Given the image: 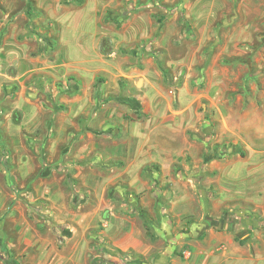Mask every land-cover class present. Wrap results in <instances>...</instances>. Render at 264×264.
<instances>
[{"label":"crops","instance_id":"1","mask_svg":"<svg viewBox=\"0 0 264 264\" xmlns=\"http://www.w3.org/2000/svg\"><path fill=\"white\" fill-rule=\"evenodd\" d=\"M139 1L146 0H21V10L16 9V16L9 19L15 10L5 0L9 3L5 23L11 28L3 48L18 60L6 81H19L16 92L12 91L14 85L6 86L9 95L20 97L29 89L41 99L48 91L68 108L59 113L50 109L45 123L37 122L47 129L43 142L71 145L65 150L73 156L96 151L104 159L124 160L128 164L123 170L124 181L136 192L154 188L158 209L163 202L157 185L172 178L174 162L183 167L177 174L176 187L163 192L170 197L169 209L176 210L178 220L96 221L95 226H102L99 233L111 253L96 249L94 255L92 238L85 233L94 224L69 223V228H84L85 235L65 238L68 246L73 243L70 253L43 258L37 264H92V256L115 264H264V147L246 140L250 156L245 158L230 160L226 156L208 161L214 156L209 150L205 160L199 158L203 142L188 134L198 129L202 119L194 109L197 98L191 102L183 99L177 107L169 102L163 106L162 97L151 96L153 90L134 88L130 81L137 76L138 81L143 79L144 87L153 85L152 79H163L162 71L147 63L145 50L140 49L153 33V14L160 24L182 25L177 13L171 14L161 6L129 12L123 18L125 4L132 8ZM27 14L48 43L36 58L19 47L17 40L29 32L27 23L17 25L20 18L27 19ZM121 48L128 53L118 55ZM49 51L55 56H46ZM174 63L178 65L176 60H167L163 67L174 69ZM181 71L179 75H184ZM149 98L160 103L150 105ZM76 117L78 122L74 121ZM224 121L228 126L226 117ZM256 130L257 136L264 137V129ZM101 141L107 144L102 149ZM78 142L81 147L75 152L72 146ZM188 158L195 163L192 165ZM196 167L210 172L206 185L204 180H197ZM201 187L202 196H208L201 202L206 219L186 221L184 217L197 212ZM145 197H141L142 202ZM132 201L135 207L139 205L135 198ZM44 235L37 232L31 236ZM78 247L85 252L84 258L76 254ZM0 264L5 262L1 260Z\"/></svg>","mask_w":264,"mask_h":264},{"label":"rangeland","instance_id":"2","mask_svg":"<svg viewBox=\"0 0 264 264\" xmlns=\"http://www.w3.org/2000/svg\"><path fill=\"white\" fill-rule=\"evenodd\" d=\"M8 1L15 10L10 19L21 10L22 3ZM8 4L0 0V229L4 230L2 241L7 246V249L0 246V261L5 262L6 257L12 256L20 264H37L43 258L70 253L73 243L68 246L65 238L85 234L84 228L72 229L69 223L80 226L79 221H90L94 224L85 232L92 238L94 255L96 249L111 253L101 239L102 226H95L96 221L102 224L105 221L178 220L176 210L169 209L170 197L163 192L176 187L177 174L183 169L179 162L172 164V178L164 185H157L163 202L162 209H158L154 188L136 192L124 181L123 170L128 165L124 160L104 159L96 151L73 156L65 150L71 145H48L49 141H42L47 129L37 122L45 123L50 109L59 113L68 108L63 102L59 104L58 98L49 96L48 91H44L41 99L29 89L20 97L9 95L6 86L14 85L12 91L16 92L19 81H16L18 85L6 81L9 70L16 68L18 62L13 53L7 54L3 48L11 28L5 23ZM155 6L177 13L182 25L160 24L159 17H154L157 14H153V33L140 49L145 50L146 62L162 71L163 79H152L153 85L144 87L143 79L138 81L140 76H137L130 83L134 88L153 90L155 93L151 96L162 97L160 105L163 106L169 102L177 107L183 99L191 102L197 98L194 109L202 119L198 129L188 134L203 142L199 158L205 160L208 150L214 153L208 161L226 156L230 160L245 158L250 156L246 140L253 146L264 147V137L256 133L258 127L264 129V0H146L132 8L126 3L122 17ZM31 19L29 14L27 19H19L18 27L27 23L29 34H21L17 40L19 47L36 58L48 43L46 36L35 30L38 25ZM127 51L121 48L118 55H126ZM46 54L55 56L54 51ZM167 60H176L178 65L174 63V69H165L163 63ZM180 71L185 74L179 75ZM123 81H126L124 77ZM149 100L153 106L155 101L160 103L155 98ZM74 121L78 122L79 118ZM106 145L101 141L100 148ZM80 147L79 142L72 146L75 152ZM196 169L199 170L197 180L207 183L205 178L210 172H202L204 167ZM202 192L203 188L199 189L196 214L184 217L186 221L206 219L201 202L208 196L206 193L202 196ZM143 196H146L145 202L141 200ZM133 198L139 202L137 207ZM37 232L44 233V238L31 236ZM76 254L84 258L85 252L78 247Z\"/></svg>","mask_w":264,"mask_h":264},{"label":"trees","instance_id":"3","mask_svg":"<svg viewBox=\"0 0 264 264\" xmlns=\"http://www.w3.org/2000/svg\"><path fill=\"white\" fill-rule=\"evenodd\" d=\"M239 153H241L240 151H237ZM4 235V232L3 230L0 229V246L4 249H7V246L5 245V243L2 241V236ZM10 256V255H9ZM127 256V255H124V257ZM12 257V256H11ZM11 257H6L5 258V264H20L19 262L15 261V260H12ZM91 263L92 264H115L111 261H108V260H98L97 258L95 257H91ZM131 263H133V261H130Z\"/></svg>","mask_w":264,"mask_h":264}]
</instances>
